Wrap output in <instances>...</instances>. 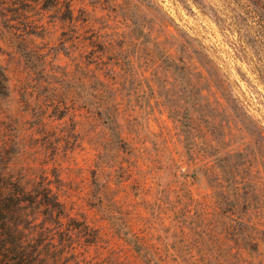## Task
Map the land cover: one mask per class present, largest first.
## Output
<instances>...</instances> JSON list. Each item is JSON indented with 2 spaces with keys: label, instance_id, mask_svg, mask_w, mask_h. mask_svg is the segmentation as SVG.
<instances>
[{
  "label": "rangeland",
  "instance_id": "1",
  "mask_svg": "<svg viewBox=\"0 0 264 264\" xmlns=\"http://www.w3.org/2000/svg\"><path fill=\"white\" fill-rule=\"evenodd\" d=\"M17 135L96 230L88 259L264 264V0H0Z\"/></svg>",
  "mask_w": 264,
  "mask_h": 264
},
{
  "label": "trees",
  "instance_id": "2",
  "mask_svg": "<svg viewBox=\"0 0 264 264\" xmlns=\"http://www.w3.org/2000/svg\"><path fill=\"white\" fill-rule=\"evenodd\" d=\"M43 105L31 109L36 121ZM26 149L19 135L11 146L0 147V264H103L85 256L97 232L86 216H71L74 203L58 188V178L28 176L17 165Z\"/></svg>",
  "mask_w": 264,
  "mask_h": 264
}]
</instances>
